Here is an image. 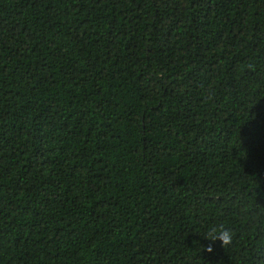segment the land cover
Here are the masks:
<instances>
[{"label": "trees", "instance_id": "obj_1", "mask_svg": "<svg viewBox=\"0 0 264 264\" xmlns=\"http://www.w3.org/2000/svg\"><path fill=\"white\" fill-rule=\"evenodd\" d=\"M0 264H264V0H0Z\"/></svg>", "mask_w": 264, "mask_h": 264}, {"label": "clouds", "instance_id": "obj_2", "mask_svg": "<svg viewBox=\"0 0 264 264\" xmlns=\"http://www.w3.org/2000/svg\"><path fill=\"white\" fill-rule=\"evenodd\" d=\"M205 239L212 242H214L215 240H219L222 247L228 246L232 242V233L229 229L223 228L221 226L211 225L207 229ZM205 251H212L211 244H208L206 246Z\"/></svg>", "mask_w": 264, "mask_h": 264}]
</instances>
